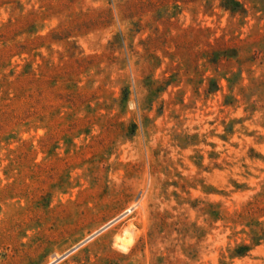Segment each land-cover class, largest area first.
Returning <instances> with one entry per match:
<instances>
[{"label":"rangeland","instance_id":"374dc122","mask_svg":"<svg viewBox=\"0 0 264 264\" xmlns=\"http://www.w3.org/2000/svg\"><path fill=\"white\" fill-rule=\"evenodd\" d=\"M0 264H264V0H0Z\"/></svg>","mask_w":264,"mask_h":264},{"label":"bare ground","instance_id":"6f19581e","mask_svg":"<svg viewBox=\"0 0 264 264\" xmlns=\"http://www.w3.org/2000/svg\"><path fill=\"white\" fill-rule=\"evenodd\" d=\"M133 209H134V207L128 208V209L124 212V215L130 213Z\"/></svg>","mask_w":264,"mask_h":264}]
</instances>
